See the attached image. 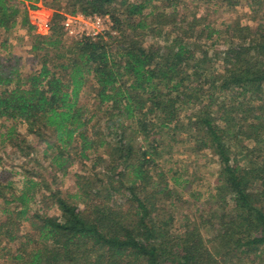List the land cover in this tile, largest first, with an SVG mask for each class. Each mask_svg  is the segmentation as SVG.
<instances>
[{
  "label": "trees",
  "instance_id": "trees-1",
  "mask_svg": "<svg viewBox=\"0 0 264 264\" xmlns=\"http://www.w3.org/2000/svg\"><path fill=\"white\" fill-rule=\"evenodd\" d=\"M26 1L0 0V29L24 27L36 63L24 74L18 56H0V148L26 149L21 121L29 134H49L41 142L54 173L65 175L76 159L93 171L76 174V192L63 196L43 192L29 171L0 164L3 264H259L264 0H217L245 1L256 20H232L222 30L181 12L175 0H73L69 13L107 14L112 24L70 41L61 11L40 30L28 14L36 6ZM146 35L156 41L144 45ZM0 47L6 51V41ZM87 85L91 106L83 101ZM178 134L216 157L218 184L217 199L175 228L172 207L187 181L159 160L163 136ZM53 205L59 215L47 213Z\"/></svg>",
  "mask_w": 264,
  "mask_h": 264
},
{
  "label": "rangeland",
  "instance_id": "rangeland-1",
  "mask_svg": "<svg viewBox=\"0 0 264 264\" xmlns=\"http://www.w3.org/2000/svg\"><path fill=\"white\" fill-rule=\"evenodd\" d=\"M168 0H154L158 6H163ZM177 8L181 12H196L197 15L205 17L206 23L213 26L215 29L222 30L224 26L232 21L239 20L242 24L255 25V18L249 10L245 1L239 2L235 6H225L217 0H175ZM30 3L38 7L43 6L46 14L50 17L54 10L61 11L63 16L68 14L73 9V0H38L34 2L26 1L25 4L29 8ZM35 7V8H36ZM119 11H121V7ZM34 8L28 10L34 11ZM147 13V8L144 10ZM32 15V14H31ZM48 17V21H49ZM31 19V18H30ZM49 23V22H48ZM110 28L106 29L109 30ZM34 33V32H33ZM66 33V32H65ZM115 33V31H111ZM67 41L78 39L65 34ZM6 41L7 49L0 47V56L12 55L18 56L20 70L26 74L36 68L33 55L29 53L31 36L28 31L17 25L8 32H4L0 29V43ZM155 42L156 40L147 35L144 37V45L149 42ZM222 37H218L215 40V48L222 49ZM205 46L209 47V53H212L210 41L203 42ZM91 87L87 85L84 89L83 101L91 106L92 94ZM0 119V125L2 124ZM16 129L20 133V136L25 137L28 146L26 149L20 151L15 147L6 146L5 149L0 148V164L7 169L17 167L18 170L25 169L29 171L34 177L42 182V191L47 192L49 187L51 190H59L63 196L67 193L76 192V174L86 175L91 173V162L80 161L76 159L74 163L68 168L65 175L54 173L49 166V157L43 155L45 149V143L41 142L42 138H49V134L43 132V136H36L26 132V125L21 121L15 122ZM42 137V138H41ZM186 135L178 134L176 139L169 140L168 136H163L164 151L162 158L159 160V165L165 170L170 169L172 173L175 171L180 174L182 179H186V187L179 191V201H176L175 207H172V213L174 216V227H181V224L190 223L195 219L201 210L207 208V203L215 201L217 198L215 193V187L217 182L218 163L216 157L208 150L204 152H198L195 147L192 146L190 140L187 141ZM26 144V145H27ZM30 149V150H29ZM50 154V153H49ZM48 155V154H47ZM92 169V170H91ZM91 170V172H90ZM14 187H19L20 180L16 176L13 178ZM35 204H31L30 208L34 209ZM50 215H59L60 212L57 206L53 205L46 210ZM24 225H26L24 223ZM259 264H264V252L257 258ZM0 264H3L0 259Z\"/></svg>",
  "mask_w": 264,
  "mask_h": 264
},
{
  "label": "built area",
  "instance_id": "built-area-1",
  "mask_svg": "<svg viewBox=\"0 0 264 264\" xmlns=\"http://www.w3.org/2000/svg\"><path fill=\"white\" fill-rule=\"evenodd\" d=\"M34 9V11L29 12L31 21L38 29L46 30L49 16L41 5ZM111 24V19L107 14L84 15L80 12H75L65 14L62 19V25L66 34L77 38L82 36L95 37L110 28Z\"/></svg>",
  "mask_w": 264,
  "mask_h": 264
}]
</instances>
